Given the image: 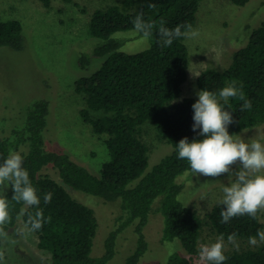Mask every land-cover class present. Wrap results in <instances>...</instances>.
<instances>
[{
    "label": "trees",
    "instance_id": "trees-1",
    "mask_svg": "<svg viewBox=\"0 0 264 264\" xmlns=\"http://www.w3.org/2000/svg\"><path fill=\"white\" fill-rule=\"evenodd\" d=\"M232 1L243 5L248 0ZM200 2L123 0V7L109 5L92 12L89 30L100 41L91 55L80 56L79 65L88 66L90 56L104 60L91 74L77 78L74 85L76 92L84 96L85 106L80 109L83 121L89 123L95 133L107 135L105 144L109 158L101 164L97 174L69 154L46 147L49 114L46 98L32 99L21 121L0 136V156L9 155L11 151L23 156L22 166L40 197L39 208L27 207L11 199L10 187L5 194L10 221L3 229L7 231L14 226L21 212L26 224L29 214L42 210L45 222L34 233L38 248L49 253L50 264H105L116 253L117 238L130 228L135 235V245L123 264H138L148 249L144 227L158 197L156 209L163 216L161 239H178L189 255L173 252L160 264H191V256L198 252L202 219L196 210L180 200L178 195L183 185L176 182L178 175L191 171L188 162L178 158L177 143L185 137L189 142L203 139L200 129H192L195 99L184 97L172 103L180 95L186 79L188 54L184 36L165 47L154 29L149 47L126 52L120 50L121 43L112 35L116 31L134 29L132 21L138 13H143L145 21L158 24L163 20L169 29L177 25L193 26ZM0 47L15 51L24 47L22 24L18 19L0 20ZM228 83L242 90L252 104L251 109L242 111L243 101L238 97L218 100L233 116L228 133L234 135L244 128L264 123V22L251 28L247 43L233 52L227 67L205 68L196 78L200 90L207 89L216 96ZM145 123L153 126L160 140L171 145V151L150 168L149 147L142 138ZM4 126L0 118V133ZM49 166L57 169L60 179L72 188L106 201L119 200L120 212L104 241L105 250L101 255L91 254L97 228L94 210L74 199L57 180L41 173ZM49 192L52 199L45 204L43 197ZM223 208L218 202L206 214L207 223L217 235L223 234L228 239L235 233L238 240L258 237V233L263 232L260 211L255 218L244 215L222 223ZM224 255L227 259L223 264H264V243L257 248L224 251Z\"/></svg>",
    "mask_w": 264,
    "mask_h": 264
},
{
    "label": "rangeland",
    "instance_id": "rangeland-1",
    "mask_svg": "<svg viewBox=\"0 0 264 264\" xmlns=\"http://www.w3.org/2000/svg\"><path fill=\"white\" fill-rule=\"evenodd\" d=\"M109 5L123 7V0H0V20L18 19L24 36V47L20 51L0 47V118L5 123L0 136L6 135L12 126L21 121L24 109L32 99L46 98L49 102L46 147L65 152L91 172H99L101 164L109 158L105 144L107 135L95 133L91 125L83 121L80 109L85 106L84 96L76 92L74 82L91 74L104 60L90 56L88 66L81 68L79 65L80 56L91 55L100 41L90 33L91 14L95 9ZM262 22L264 0H248L243 5L232 0H201L192 26L198 35L184 37L188 54L186 79L181 85L180 95L172 103L184 97H192L196 102L200 91L196 84L198 74L205 68L222 70L227 67L233 52L247 43L251 28ZM112 37L121 43L120 50L126 52H138L151 44L150 38L145 40L134 29L116 31ZM220 99L218 95L217 100ZM97 114L100 113H94ZM142 138L149 147V168L171 151V145L160 140L149 123L142 125ZM233 138L249 144L253 140L264 144V123L244 128ZM6 158L7 155L0 156V164ZM241 167L237 161L230 166L229 173L216 177L193 175L189 170L176 177V182L183 185L178 197L196 210L202 219L198 252L191 256V264H205L199 259L200 245L214 243L219 237L207 223L206 214L222 200L223 187L235 180V173ZM41 173L57 180L74 199L94 210L97 228L91 254L101 255L105 250L104 241L120 212L119 200L106 201L72 188L60 179L57 169L51 166ZM157 200L159 197L144 227L148 249L138 264L166 261L169 246L173 249L172 253L189 256L178 239H161L163 216L156 209ZM260 221L264 225V209L260 210ZM25 225L21 212L14 226L4 231L6 237H0V264H50L49 253L38 248L36 234L28 231ZM255 238V245L249 239L236 240L238 248L224 238V251L257 248L264 243L259 236ZM134 245L132 229L125 230L117 238L116 253L105 264H123Z\"/></svg>",
    "mask_w": 264,
    "mask_h": 264
},
{
    "label": "clouds",
    "instance_id": "clouds-1",
    "mask_svg": "<svg viewBox=\"0 0 264 264\" xmlns=\"http://www.w3.org/2000/svg\"><path fill=\"white\" fill-rule=\"evenodd\" d=\"M154 5H150L153 7ZM134 30L148 40L155 29L160 43L170 46L174 39L195 37L198 31L191 24L177 25L172 29L164 26L161 20L145 21L143 13H138L132 21ZM182 28L185 31H182ZM198 99L192 104L193 125L192 129H200L199 135L203 139L189 142L187 137L177 143L178 158L186 160L193 175L216 177L230 172V166L239 161L242 166L235 173V180L223 187V197L220 203L224 206L220 212L221 222L227 223L233 217L248 215L255 218L258 211L264 209V144L253 140L250 144L242 139H234L227 131L229 124L233 123L232 113L221 107L216 94L203 89L198 93ZM219 97L227 101L230 97H238L243 101L241 110L251 109L252 104L245 98L242 90L234 85H229L219 91ZM23 156L11 151L7 158L0 164V237H6L3 226L10 221L8 198L4 195L11 186L12 200L23 202L27 207L40 205V197L32 185L28 171L22 166ZM44 203L51 202L52 193L43 197ZM45 218L42 210L29 214L26 222L28 231L34 232L42 228ZM30 226V227H28ZM259 239L264 241V233H258ZM228 242L238 248L236 234L228 236ZM249 242L257 243L255 237H250ZM173 249L169 246V255ZM199 259L205 264H223L227 259L224 255V236L221 234L211 244H201Z\"/></svg>",
    "mask_w": 264,
    "mask_h": 264
}]
</instances>
